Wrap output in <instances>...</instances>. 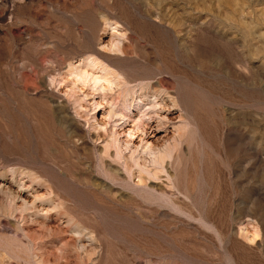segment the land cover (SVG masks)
Returning <instances> with one entry per match:
<instances>
[{
    "label": "rangeland",
    "instance_id": "374dc122",
    "mask_svg": "<svg viewBox=\"0 0 264 264\" xmlns=\"http://www.w3.org/2000/svg\"><path fill=\"white\" fill-rule=\"evenodd\" d=\"M106 43L152 152L73 73ZM0 264H264V0H0Z\"/></svg>",
    "mask_w": 264,
    "mask_h": 264
},
{
    "label": "bare ground",
    "instance_id": "6f19581e",
    "mask_svg": "<svg viewBox=\"0 0 264 264\" xmlns=\"http://www.w3.org/2000/svg\"><path fill=\"white\" fill-rule=\"evenodd\" d=\"M109 46L111 45L106 43L102 48H98L95 51L96 56L92 57V59H89L87 62L86 60L79 61L78 63L76 62L72 67L73 73L77 74L81 78L79 79L83 80L86 84L90 82L95 90H101V92L95 93L94 96H92V104L95 105L94 108L99 107L98 113L101 115L98 117V113L96 112L97 115L94 120L97 125L96 127L106 132L110 129L111 131H109L112 136L116 134L118 147H120L121 144L124 143H122V141L125 140L127 144V146L125 145L126 150H129L133 145L134 151H138L141 148L143 152H152L157 147L159 141L165 140L170 133V129H168L166 122L163 123L162 120H154L157 119L156 117L161 118L160 109L158 110L157 107L159 106V101H154V97H156L155 100H157L158 96L154 94V99H151L148 95L144 97L140 96L139 100L136 102L133 97L131 100H127L125 92L124 98L121 97V103L114 100V94L116 93L115 87H120L124 84V90L122 91H126L127 85L130 82L127 80L124 82L121 81L119 77H116L114 72L106 70L101 64L102 62L99 57L104 55L107 48H111ZM97 94L99 96H97ZM116 95L121 96L117 93ZM98 97L101 98L98 99ZM159 103L161 104V102Z\"/></svg>",
    "mask_w": 264,
    "mask_h": 264
}]
</instances>
